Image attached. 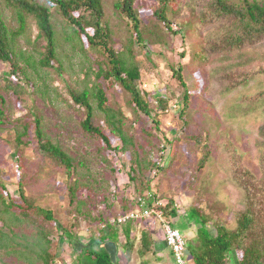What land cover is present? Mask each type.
<instances>
[{
	"label": "rangeland",
	"instance_id": "obj_1",
	"mask_svg": "<svg viewBox=\"0 0 264 264\" xmlns=\"http://www.w3.org/2000/svg\"><path fill=\"white\" fill-rule=\"evenodd\" d=\"M35 1L52 12L57 58L52 67L40 64L46 41L37 19L27 15L25 29L13 43L14 65L18 66L20 76L9 74L10 63L0 59V171L14 197H20L18 189L22 182L27 197L54 211L55 220L47 223L52 230L49 236L52 264H77L81 249L98 241L110 227L124 228V223L113 222L135 208L129 199L137 194L130 179L134 175L132 167H138L136 158L142 161L147 173L145 186L149 180L152 192L159 199L164 203L173 201L174 213L166 217L172 218L185 235L186 263L194 264L191 253L198 242L199 224L191 220L189 209L195 205L205 208L206 202H211L214 214L222 216L228 227L235 228L237 213L245 207V195L234 180L233 161L242 162L257 176L264 173V136L261 134L264 42L226 55L212 49L216 39L224 34L223 26H197L195 32L187 24L181 32H169L154 14L157 0H136L145 35L144 43H139L128 20L116 8V0H103V24L109 27L115 47L139 69L140 87L147 94L154 113L159 109L156 100L160 96L168 100V107L157 113V129L154 114L137 113L128 105L129 95L118 85L110 89L106 78L98 79L100 55L90 47L85 36L82 40L73 34L72 27L51 2ZM206 3L209 2L178 0L175 3L178 13L171 16L172 23H180L181 19L191 23L199 21ZM0 12L11 29L20 30L16 11L4 1ZM202 49L207 52L204 58L197 55ZM179 64L184 67L183 75L190 90L186 118L180 116L185 89L172 69ZM98 83L107 89L110 101L123 107L130 118L125 127L126 134L132 138L128 152L115 149L122 142L104 123V114L94 96L91 97L94 123L103 129L112 146L108 147L82 126L86 109L74 101L70 90L87 89L93 93ZM232 84L238 86L231 87ZM37 124L44 141L60 146L73 157L74 171L70 178L63 166L41 151ZM165 136L169 142H162ZM163 144H166L165 150H162ZM208 151L209 158L199 168ZM146 157L158 167L147 170ZM71 184L77 190L74 200L69 194ZM136 185L147 191L142 184L136 182ZM202 199L207 201L200 204ZM131 222L138 229L144 226L153 234H165L164 221L156 216ZM67 228L76 236L65 234ZM24 232L31 235L34 230L29 227ZM121 237L115 240L118 248L126 244L123 231ZM136 245L141 248L139 238ZM107 246L110 250L113 247L112 251L118 249L113 243ZM147 258L151 257L145 254L130 264H139ZM0 264H27V261L3 249ZM232 264H237L235 259Z\"/></svg>",
	"mask_w": 264,
	"mask_h": 264
},
{
	"label": "trees",
	"instance_id": "obj_2",
	"mask_svg": "<svg viewBox=\"0 0 264 264\" xmlns=\"http://www.w3.org/2000/svg\"><path fill=\"white\" fill-rule=\"evenodd\" d=\"M1 1L16 11L21 23L20 30L11 29L0 12V59L10 63L12 69L8 73L18 76L21 74L18 66L14 65L13 43L25 29L27 15L37 19L42 37L46 41L40 64L43 67H52L53 61L57 58V32L51 10L35 0H0V4ZM48 1L56 6L63 15L64 20L72 27L73 34L78 35L81 39L84 35L90 47L99 52L98 79L106 78L110 82V89L118 85L122 91L129 95L128 105L130 104L137 113L148 116L154 114L153 120L158 129L157 113L168 107V100L160 96L156 100V106L160 110L158 109L154 113L147 94L140 87L141 74L139 69L129 62L123 51L115 47L109 27L103 24L105 17L103 0ZM177 1L157 0L154 10L162 28L164 27L163 29L169 32H181L187 24L192 25L195 32L198 31L197 26L221 25L224 27V34L216 39L212 49L226 55L231 52H240L250 46L264 42V0H206L209 3L204 4L205 11L199 21L191 23L181 19L180 23L174 25L171 16L178 13L175 5ZM135 2L136 0H116L115 6L120 14L128 20L139 43H144L143 22L137 13ZM197 55L204 58L207 56V52L202 49ZM172 69L185 89L180 116L186 118L190 103V90L183 75L184 67L179 64L173 66ZM244 80L243 78L242 81ZM236 86L238 85H231V87ZM95 89L93 93L87 89L83 92L70 90L74 101L86 109V115L82 122L83 128L86 132L99 137L108 147L112 146L103 129L94 123L95 107L91 103V97L94 96L98 101L97 107L104 114V123L111 133L122 142V145L115 149L128 152L132 138L126 134L125 127L130 118L123 107L110 101L107 89L102 84L98 83ZM36 132L41 151L63 166L65 175L70 178L74 171L73 157L60 146L50 141H44L39 124H37ZM261 134L264 136V124L261 128ZM162 142H169L168 137L165 136ZM165 148L166 144H163L162 150ZM209 156L210 152L208 151L200 161L199 168L205 164ZM161 157L163 156L161 155ZM135 160L138 167L136 169L132 167L134 175L130 176V179L137 194L129 201L133 202L135 204L134 209H137L138 202L135 198L137 196L148 197L152 189L149 180H146L145 186L147 173L143 169L142 161L139 158ZM145 162L149 164L147 170L158 167L157 163L148 161L147 157ZM233 167L234 180L242 188L245 195V207L237 213V226L235 228L228 227L222 216L214 214V206L211 202H206L205 208L201 205H195L189 209V217L199 224L198 242L191 253L194 264H232L234 259L237 264H264V173L261 176L255 175L237 159L233 161ZM136 182L147 187V191L141 190ZM203 187L205 188V184ZM68 188L69 194L74 200L77 191L76 186L71 184L68 185ZM206 188H208L207 185ZM18 190L20 197H14L6 187L0 171V251L5 249L8 252H14L19 258H25L27 264H52L54 258L49 254L51 243L49 236L52 230L47 223L55 220V213L52 209L41 206L34 199L27 197L22 182L19 183ZM154 195L156 198L158 197L157 193ZM205 201L207 200L202 199L200 204ZM148 202L154 205L151 201ZM172 205L173 201L171 200L159 208L163 210L165 219L176 226L172 218L166 217L167 214L169 217L171 214L173 215L175 208L172 210ZM113 223L117 224V219ZM123 225L124 228L122 229L129 235L134 222L130 221ZM29 227L34 230L31 235L24 232ZM110 229L108 233H102L98 241H94L81 249V256L78 257L77 264H84V260L87 261V264H115L110 250L105 246V241L109 233L117 235L119 229L115 227H110ZM65 234H72L70 228H67ZM147 237L149 234L144 233L143 238L146 239ZM147 245L148 243H144L143 246L147 247ZM146 251L145 248L142 249L143 254ZM232 254L234 255L231 257Z\"/></svg>",
	"mask_w": 264,
	"mask_h": 264
},
{
	"label": "crops",
	"instance_id": "obj_3",
	"mask_svg": "<svg viewBox=\"0 0 264 264\" xmlns=\"http://www.w3.org/2000/svg\"><path fill=\"white\" fill-rule=\"evenodd\" d=\"M138 227V225L136 226V224H134L129 235L123 229L119 230L117 235L109 233V236L105 241V246L107 248L108 243H113L115 247L118 248L115 244V240L122 238L121 231H123L124 237H126L127 240L129 239L128 241L126 240V244H122L116 251H112L113 247L111 250L109 249L113 255L115 264H130L133 259H137L140 256L144 257L145 253L146 256L149 255L151 258H147V260H143L142 262L140 261L139 264H177L173 257L172 250L165 241L164 232L153 234L150 229H147L144 226L140 227V229H138ZM144 233H148L149 237L144 239ZM138 238L141 248L136 247V241ZM144 243H148L147 247L143 246ZM143 248H145V251L147 250L144 254L142 252Z\"/></svg>",
	"mask_w": 264,
	"mask_h": 264
},
{
	"label": "built area",
	"instance_id": "obj_4",
	"mask_svg": "<svg viewBox=\"0 0 264 264\" xmlns=\"http://www.w3.org/2000/svg\"><path fill=\"white\" fill-rule=\"evenodd\" d=\"M148 201H151L154 205L150 204ZM137 202V209L130 210L129 212L120 215L117 219V223L123 224L130 221L139 220L141 218H150L152 216L158 217V219L164 221L165 241L172 250L176 263L187 264L186 237L179 228L173 226L165 219L163 210L160 209L164 205L163 200L159 199V197L156 198L154 193L151 192L148 197L139 196Z\"/></svg>",
	"mask_w": 264,
	"mask_h": 264
}]
</instances>
